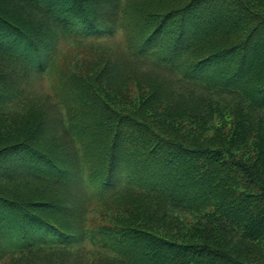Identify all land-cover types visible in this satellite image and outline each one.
I'll return each mask as SVG.
<instances>
[{"label": "trees", "instance_id": "trees-1", "mask_svg": "<svg viewBox=\"0 0 264 264\" xmlns=\"http://www.w3.org/2000/svg\"><path fill=\"white\" fill-rule=\"evenodd\" d=\"M19 1L34 15L18 9L14 19L0 6V69L5 70L0 79L9 88L15 79L20 89L27 76L41 77L51 69L61 38L90 43L114 36L122 8L120 0ZM184 3L164 14L142 6L137 15L147 17L148 28L139 31L141 18L129 24L139 42L123 55L142 71L171 76L173 88L161 91L149 80L129 79L123 92L130 91L123 93L116 83L121 68L111 60L96 72L75 76L85 86L77 96L88 94L89 104L116 126L106 147L107 173L90 174L96 193L109 199L123 192L114 201L135 196L159 212L154 220L138 218V207H131L129 218L136 220L99 232L92 242L113 256L103 253L109 258L93 264H264V0ZM218 33L242 36L195 63L184 61L186 52ZM172 58L185 68L183 77L177 70L184 69L165 64ZM9 96L0 91V105L9 103ZM6 107L0 106V115ZM61 127L75 151L72 169L31 142L0 141V182L40 178L39 163L44 177L61 190L82 187L86 195L73 134L63 120ZM74 128L84 137L85 130L95 136L82 122ZM76 203L66 194L46 202L21 200L0 188V264H30L16 262L12 253L47 256L52 250L41 246L55 243L65 252L60 255H68L87 237L75 227ZM74 259L64 264H85ZM63 262L40 258V264Z\"/></svg>", "mask_w": 264, "mask_h": 264}, {"label": "rangeland", "instance_id": "rangeland-1", "mask_svg": "<svg viewBox=\"0 0 264 264\" xmlns=\"http://www.w3.org/2000/svg\"><path fill=\"white\" fill-rule=\"evenodd\" d=\"M184 2L186 3V0H120L122 8L118 12L119 25H117L118 29L114 36L100 38L96 42L90 43L86 40L82 42L80 38H61L58 45H56L57 53L53 56V66L44 75L36 78L27 76L21 83V89L15 79H13V83L16 86L12 85V88L6 86L3 79H0V91H7L11 95L9 97H13L9 103L1 104L5 107L7 106L6 108L8 109L0 115V141H5V143H13L18 140L31 142L32 146L55 159L60 165H63L65 170H70L74 165L72 156H75V151L69 144L67 133L64 129L62 130L61 121L63 120L68 131L73 134V139L75 140L73 144H75L77 149L80 168H83L84 181L88 190L86 195H83L85 194V189L82 187L77 189L71 187L65 188L64 191L61 190V186L58 187L50 181L51 177H44L43 166L39 163H37L36 173L40 178L30 175L27 178L25 177L26 179L23 178V180L1 181V189L18 194L21 200L46 202L59 196L61 197L63 194L76 197L78 203L72 205V212L75 209L78 210V212H75V215L78 216L75 221V227L78 229L82 228L87 236L83 242H75L77 244L72 245V248H70L72 250L66 256H64L65 254L60 255V253L65 252H58V249H61V245L55 243L41 246L44 248L42 251L52 250L50 253L45 252V254H48L47 256H41L42 254H40L23 258L21 257L22 251H15L12 254H14L13 258H15L16 262L20 260V263L40 264V258H45L51 260V262L64 261L62 263L64 264L77 258L82 263L93 264L103 257L109 258V256H113L110 255L113 253L112 251L103 249L99 244L92 242L93 238L99 236V232L104 231V229H110L114 224L125 223L128 219L133 222L136 220V216L141 218L146 215L153 220L159 216V212L154 206L147 205L141 200H136L135 196L127 195L125 199L114 201L123 192L109 199L106 198V194L96 193L90 181V174H95L96 172L107 173L106 147L111 144L110 142L115 136L113 131L116 126L113 127V124L105 121L104 117L106 115L97 109L96 104L94 105L92 102L91 105L89 104L90 98L88 94L82 97L77 96L76 90L85 89V86L75 82L74 79L76 75L85 74L92 70L96 72L104 61L111 60L121 68L116 73V80L118 81L116 83L119 85L117 87L119 91L123 92L129 87L131 82L129 79L143 80L145 83L149 80L160 85L159 87H162L161 91L173 88L174 81L171 76H165L154 72V70H150V72L142 71L140 68L128 63L123 55L125 51L127 53L133 52V44L139 42L137 39L139 38L138 32L133 33V31H130L129 24L134 23V19L137 23L139 18H141L144 20L139 25V31L145 32L146 30L144 29L148 28L145 26L147 25L145 20L147 17L145 15H137L142 6L149 11L164 14L181 6V3ZM0 6H4L2 9L14 19L18 17L16 15L18 9L27 14H33L32 10L30 8L26 10L27 7L19 0H0ZM40 21L42 24L47 23L43 16ZM150 21L153 24L151 18ZM241 36V33L237 37L233 35L225 37L223 33H218L216 36L210 34L195 49L196 51L191 49L190 53L186 52L184 61L195 63L196 60H201L210 52L224 47L227 48L233 42H238L237 39ZM226 40H229V42ZM176 60L172 58L171 61H167L165 64L184 69L183 71L177 70L179 77H183L186 70L184 67L178 66L180 62ZM4 71V69H0V74H4ZM131 90L136 94L134 87H131ZM129 91L130 88L128 92L125 91L123 93L128 94ZM49 97L52 102L48 99ZM196 100L195 98L193 104L198 103ZM187 103L192 104L191 98ZM81 122L90 129L93 128V131H95L94 137L87 130H85L86 137L83 136L81 130L77 133L74 132L76 131L74 126ZM124 130V133L129 135V130ZM85 143L87 144V149H85ZM125 176L129 183L131 179L130 172L126 171ZM131 207H138L137 215H133V218H129L130 215L128 214ZM7 260L8 258H5L3 262H7Z\"/></svg>", "mask_w": 264, "mask_h": 264}]
</instances>
